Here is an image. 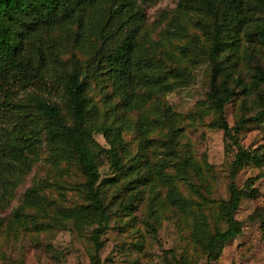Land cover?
I'll use <instances>...</instances> for the list:
<instances>
[{
    "label": "rangeland",
    "instance_id": "obj_1",
    "mask_svg": "<svg viewBox=\"0 0 264 264\" xmlns=\"http://www.w3.org/2000/svg\"><path fill=\"white\" fill-rule=\"evenodd\" d=\"M108 1L84 9L93 12L107 7ZM137 2L143 17L134 62L142 61L149 80L126 87L125 100L103 64L89 74L88 95L99 112L98 122L120 124L126 150L123 173H113L104 155L99 159V181L109 212L99 237V262L172 264L173 256L180 264H264V115L253 119L264 106V80L254 76L257 69L264 74V41L254 33L264 11L256 1L244 0L248 18L221 33L224 45L216 58L222 69L215 74V83L224 81L232 92L224 117L238 145L261 156L262 169L249 160L238 168L233 181L241 196L234 217L242 224L241 233L209 262L204 234H197L196 228L212 233L226 227L220 210L229 196V173L237 151L235 144L224 140L223 131L211 125L218 117L208 96L214 73L208 55L213 18L205 10L180 6L179 0ZM66 29L71 40L58 30L51 33L64 45L61 60L73 56L85 65L94 47L102 44L74 24ZM137 67L133 64L132 71ZM163 108L177 126L172 154L166 152ZM241 117L245 121L237 126ZM93 140L108 147L101 133H94ZM186 157L192 165L183 167L180 163ZM138 167L143 182L129 184ZM259 171L262 177L246 189V180ZM166 178L183 199L181 205L168 200ZM84 181L75 161L66 154L56 158L43 138L27 165L0 167V264H94L91 234L97 224H76L52 205L86 203ZM30 188L49 202L26 205L23 198Z\"/></svg>",
    "mask_w": 264,
    "mask_h": 264
},
{
    "label": "trees",
    "instance_id": "obj_2",
    "mask_svg": "<svg viewBox=\"0 0 264 264\" xmlns=\"http://www.w3.org/2000/svg\"><path fill=\"white\" fill-rule=\"evenodd\" d=\"M99 1L103 0H0V154L6 152V156L0 158V167L27 165L28 157L35 153L42 138L56 158L66 154L75 161L85 176L83 187L87 202L77 207L52 205L61 215L71 217L76 224L84 221L97 224L91 234L94 264H100L97 256L101 248L99 237L109 218L103 183L99 181V159L104 155L111 171L120 174L126 169V150L120 124L98 122L99 112L88 95L89 74L103 64L116 91L125 100L128 95L126 87L149 80L142 61L137 59L134 62L133 55L139 21L143 17V8L138 0H109L105 8L85 11L86 6H94ZM254 1L264 11V0ZM179 5L205 10L213 18L208 55L214 73L208 96L218 117L211 125L221 129L224 140L237 147L229 173V196L220 210L226 227L212 233H204L203 228H196L197 234H204L203 244L210 262L219 256L226 242L241 233L242 224L234 217L241 196L233 181L238 168L249 160L262 169L261 156L255 150H245L238 145L232 127L224 117V107L231 99V90L224 81L219 85L215 83V74L222 69L216 58L224 45L221 33L229 31L237 23L245 22L248 16L243 13L244 0H179ZM73 24L78 31L92 35L102 44L94 47L85 65L73 56L62 61L64 45L60 37H51V33L58 30L65 40H71L66 27ZM254 33L264 41V18L256 24ZM118 34L121 35L120 39L113 42ZM135 63H138V67L133 72L132 65ZM177 71L182 73V70ZM254 76L264 80L260 69L256 70ZM262 115L264 106L253 119ZM161 121L168 126L166 152L172 154L177 141V126L173 115L165 108ZM244 121V117L238 119L237 126ZM94 133L106 137L107 148H102L93 140ZM180 164L183 167L192 165L188 157ZM133 171H136V176L128 183H141L145 176L140 167L133 168ZM262 174L259 171L257 175L249 177L245 188L251 189ZM169 180L166 178L167 198L171 203L181 205L183 199ZM23 201L28 206L38 207L42 202H49L34 188L25 192ZM168 253L171 254V251ZM169 259L172 264H180L173 256Z\"/></svg>",
    "mask_w": 264,
    "mask_h": 264
}]
</instances>
